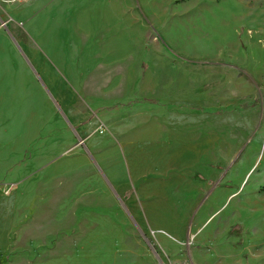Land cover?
<instances>
[{
    "label": "rangeland",
    "instance_id": "1",
    "mask_svg": "<svg viewBox=\"0 0 264 264\" xmlns=\"http://www.w3.org/2000/svg\"><path fill=\"white\" fill-rule=\"evenodd\" d=\"M79 7L0 0V264H136L137 251L145 254L140 264H199L198 257L264 264V0H81ZM75 28L90 45L113 50L116 62L108 65L124 63L141 89L181 88L187 108L210 106L235 139L224 177L183 245L135 224L145 243L127 238L116 247L107 232L86 228V197H72V177L54 186L37 179L50 161L81 146L85 132L65 106H88L89 117H99L102 106L123 102L82 94L92 64L67 60ZM54 46L62 56L49 51ZM156 235L175 246L173 256Z\"/></svg>",
    "mask_w": 264,
    "mask_h": 264
},
{
    "label": "crops",
    "instance_id": "2",
    "mask_svg": "<svg viewBox=\"0 0 264 264\" xmlns=\"http://www.w3.org/2000/svg\"><path fill=\"white\" fill-rule=\"evenodd\" d=\"M70 1L78 5V13L81 0ZM73 31L78 33L76 39L74 34L70 37L67 60L92 64L83 77L82 94L115 97L123 102L102 106L99 117H89L88 106H65L85 132L80 135L84 143L72 145L62 157L50 161L37 179L54 186L72 177V197H86V204H80L86 208V228L107 232L116 247L127 238L145 243L135 222L144 232L160 229L183 245L203 204L224 177L221 166L227 156L233 158L235 139L220 129L218 115L210 106L187 108L180 100L181 88L168 91L152 84L141 89L124 63L108 65L116 62L110 61L115 57L113 50H103L98 43L90 45L82 29ZM49 51L62 56L55 46ZM101 126L105 130L99 134ZM64 159L71 165L60 164ZM42 199L44 203L50 200ZM56 207L58 214L63 213L66 202ZM207 220L198 223L197 232ZM104 224H111V229L106 230ZM155 239L173 256L175 246L164 247L157 235ZM137 254L136 264H140L145 254ZM197 261L203 264L199 257Z\"/></svg>",
    "mask_w": 264,
    "mask_h": 264
},
{
    "label": "water",
    "instance_id": "3",
    "mask_svg": "<svg viewBox=\"0 0 264 264\" xmlns=\"http://www.w3.org/2000/svg\"><path fill=\"white\" fill-rule=\"evenodd\" d=\"M10 32V31H9ZM13 40L16 42V40L14 39V37L12 36ZM79 137V141L80 143H84V141L82 140V138L80 137V135L78 136ZM94 162L96 163V161L94 160ZM118 196V194H117ZM120 202L122 203V205L124 206V208L128 211V209L126 208L124 202L122 201V199L120 198V196H118ZM133 221L135 222V220L133 219ZM135 224L137 225V223L135 222Z\"/></svg>",
    "mask_w": 264,
    "mask_h": 264
},
{
    "label": "built area",
    "instance_id": "4",
    "mask_svg": "<svg viewBox=\"0 0 264 264\" xmlns=\"http://www.w3.org/2000/svg\"><path fill=\"white\" fill-rule=\"evenodd\" d=\"M104 130H105V127H104V126H101V127L98 129V132H99V133H103Z\"/></svg>",
    "mask_w": 264,
    "mask_h": 264
}]
</instances>
